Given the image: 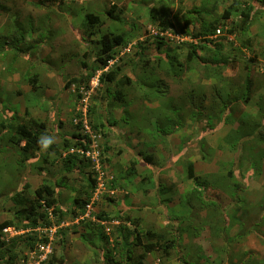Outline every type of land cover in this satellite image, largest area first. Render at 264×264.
Instances as JSON below:
<instances>
[{"label":"rangeland","instance_id":"374dc122","mask_svg":"<svg viewBox=\"0 0 264 264\" xmlns=\"http://www.w3.org/2000/svg\"><path fill=\"white\" fill-rule=\"evenodd\" d=\"M218 1V8L208 16H202L203 20L217 18L232 0ZM0 6V121H8L11 120L10 117H14L11 122L15 126L34 119L43 122L46 127L42 137L54 139V143L47 150L38 152L28 163L23 161L19 169L16 164L19 157L13 148L5 147V139H1L4 137V130L1 129L0 222L11 219L12 211L8 210L12 204L9 198L13 192L20 191L24 183L29 184L30 195L44 182H54L64 174L67 175L66 187L60 188L58 195L61 204L68 207L71 197L75 194L70 188H78L82 182L74 170L67 173L63 168L60 160L66 154V150H63V140H72L71 134L76 127L74 120L79 121L78 124L86 121L90 128L91 123L99 120L104 125L101 131L104 137L91 128L95 136H99L95 139L97 146L94 150L99 153L101 170L107 174L103 191L98 193L95 199L92 194L87 204L90 208L86 205L84 213L80 214L78 219L66 218L59 228L55 226L54 232L48 228H36L35 233L40 242L38 241L36 250L24 252L27 257L25 264H35L39 247L48 243L49 239L50 252L41 264H47L52 255L54 264H108L106 261L109 254L105 256L106 251H113L115 241H120L117 227L121 223L117 217V208H124L125 213L133 220H139L136 224L139 233L151 230L170 235V230L176 232L177 245L170 250L169 261L164 259L161 251L151 252L147 254L145 264H163L164 261L167 264H184L193 257H198L199 264H211L220 258L223 264H264V127L260 128L257 136L227 145L223 138L235 130L237 123L224 124L205 136V142L211 152L207 148L204 153H191L188 150L179 156L174 164L170 158L177 156L180 138L191 137L189 144L192 141L191 144L195 145L199 139L194 138L203 122L201 118L186 119L184 127L179 132H173L169 140L165 139L171 134L168 126L159 128L157 125V116L166 108L165 105L171 102L180 104L192 89L203 95V104H200V101L191 102L193 105L188 109L192 111L199 105H202V109H208L207 105L213 100L223 99L227 103L232 101L230 106L235 118L244 111L252 115L257 114L258 99L264 96V61L256 63L257 59L241 46V36L226 32L235 19L234 15L225 21L224 26H220L221 35L213 38L214 42H219L221 47H224L221 53L229 54L232 58V62L220 72L221 79L218 81L215 77H206L205 70L200 66L183 69L179 77L167 75L164 63L166 54L175 52L183 62L184 49L178 47L181 41L168 38L169 43L157 52L153 46L154 31L147 30V11L150 7L159 13L164 11L173 18L179 17L181 11L201 8V0H0ZM112 6L113 14H118L119 21L105 14ZM86 13L97 16L100 23L91 27V30L88 29V32L84 20ZM178 21L179 18H173V31L177 30ZM109 31L125 36L124 44L117 48L112 63L108 64L109 70L118 68V71L121 70V73L132 81L130 85H114L110 88L112 93L123 91L122 105L113 99L112 94L109 97L105 95L104 87L99 86L98 82L94 83L97 75L106 71L105 69L96 71L97 75L91 78L88 89L84 85L64 86L67 78H85L93 69L99 67L95 62L99 47L97 41L101 34ZM250 34L253 43L259 42L262 45L263 16L259 20L255 18ZM185 40L187 43H194L189 38ZM262 46L264 47V43ZM237 48H241V56L236 51ZM202 54L206 56L208 52ZM233 55L239 59L237 62L233 61ZM141 56L150 59L149 66L145 69L138 60ZM158 57L163 60H158ZM151 69L154 70L151 71L152 74L149 72ZM33 77L35 81L30 83L29 79ZM248 80V98L242 100L241 95ZM82 111H85L84 117ZM262 112L264 113V109ZM128 131L129 137L126 136ZM139 131V136L135 137L136 146L131 150L126 147L123 149V143L131 142L134 133ZM104 146L110 148L105 155L106 158H111L108 163L104 162L101 156ZM71 150L73 149L69 150L70 153ZM139 150L144 151L142 156L154 154V159L157 160V165L140 166L149 169L155 176L157 173L161 186L171 188L169 195L172 200L166 205H157V198L164 196L156 195L155 189L149 187L146 194L142 192L143 187L139 181L142 175H148L145 174L146 171L143 173L136 170L135 178L131 177L132 183L118 177L119 171L125 173L130 165L131 160L126 154ZM137 153L131 154L133 160ZM203 154L205 160L201 159ZM37 160L38 162H35ZM189 160H193L191 162L194 164V175L199 176L218 177L221 172L226 174L230 168L234 172L233 175L236 174L241 180L238 181L239 189H242L244 179L251 176L248 174L243 178V173L252 172L257 185L256 199L260 198L256 208L249 210L244 205L241 210L234 205L239 202L237 199L233 200L232 195L225 191V196L219 192V188L211 187L203 194L202 201L208 204L206 207L198 210L183 204L181 197L178 198L176 194L187 192L192 187L191 181L185 176L186 163ZM90 166V169L94 170L93 164ZM171 180H176L178 187ZM238 195L234 193L235 197ZM244 195L243 193L238 199L248 201ZM108 198L117 205L110 203ZM230 203L233 206L227 208ZM224 204L227 205L222 207ZM212 206H217L216 214L219 212L220 219L221 216L226 219L221 225L225 226L227 223L228 227L220 226L219 229L217 226L209 227L203 224L206 214L213 209ZM233 209L240 213L239 220H236L238 212ZM87 210L89 212L85 216ZM101 212L107 218L96 217ZM81 216L83 218L80 219ZM86 223L90 226H86ZM129 228L133 229L134 223L129 224ZM97 230L102 234L101 242L96 236ZM14 231H3L4 238L10 239L14 235L22 234L21 231H17V234L13 233ZM27 234L28 232H23L22 235ZM44 237L46 240L41 242ZM142 242H145V239H142ZM226 242L234 245L227 246ZM141 251V247H137L133 253L138 255ZM189 253L192 256L187 258ZM111 255L115 261L124 264L120 251L112 252ZM183 256L186 259H183Z\"/></svg>","mask_w":264,"mask_h":264},{"label":"trees","instance_id":"16d2710c","mask_svg":"<svg viewBox=\"0 0 264 264\" xmlns=\"http://www.w3.org/2000/svg\"><path fill=\"white\" fill-rule=\"evenodd\" d=\"M218 2V0H201V8L194 7L191 11H181L179 17H173L175 20H178L179 18L176 31H173L175 29L173 18L165 14L164 11H162V13L155 11L153 7L148 9L147 20L149 22V28L154 31L152 38L155 43L153 46L157 52L169 43V39L160 34L164 31L174 32L173 34L176 32L180 38H189L194 42L187 43L186 40L179 42L178 47L184 49L183 62L179 59V54L175 52L172 54H166V60L164 63L166 68L165 73L167 75L179 77L183 72V69L186 70L194 66H200V68L205 70L206 77H215L216 80L220 81V72L224 71L229 62H232V58L229 54L223 55L221 51L224 47H221L219 42H214L209 36L214 34L215 29L224 26L225 21L231 19L233 15L235 16V19L232 21L231 26L226 32L230 35L241 36V46L252 54L253 58L257 59L255 61L256 63H258V61H264V47L262 46L264 39L262 45H260L259 42L253 43V38L250 36V28L255 18L259 20L262 16L264 17V0H232L223 8L222 14L217 18L203 20L202 16H208L210 12L218 8ZM150 6L152 5L150 4ZM113 8L114 7L112 6L111 9L105 11V14L119 21L118 14H113ZM84 20L86 22L87 32L88 29L94 25L100 24L99 18L92 13H86L84 15ZM124 40V35L114 34L111 31L101 34L100 39L97 41L99 47L95 57V62L98 63L99 67L93 69L85 78L82 76L67 78L64 86L69 87L72 84H76L77 86L84 85L85 88L88 89V84L91 78L93 79L97 75L95 74L96 71L104 70L108 66V62L114 59L117 48L124 44ZM236 51L240 56L242 55L241 48H237ZM202 52H208L210 55L207 54L208 56H205ZM140 55H142V53H140ZM233 56V58H235L233 61L237 62L239 59L235 55ZM138 60H140L143 69L149 66L148 61L150 59L148 57L141 56ZM158 60L163 59L158 57ZM118 70V68H111L110 70L108 68L106 71H101L98 75L97 82L99 86L104 87L105 95L109 97L110 94H112L113 99L115 98L114 100L119 101V104L122 105L123 91L119 90L112 93L110 88L114 85H130L132 81L126 75H123L121 70ZM151 71L154 70L151 69L149 72L151 73ZM34 81V77L29 79L30 83H34ZM249 83L250 80L245 84L244 93L241 95L242 100H247L248 98ZM200 94L202 93L192 89L191 92L186 95V98L179 102L180 104L176 105L172 102L166 104V108L162 109L157 116L158 127L164 128L168 126V129L171 132L170 136L165 138L166 140L170 139L173 132H179V130L186 124L185 121L189 118V120L201 118L203 122L201 129L198 135L194 138H198V142H196L195 145H192V141H190V144L188 141L191 137H181L180 148L177 153L178 157L182 156L188 150L191 153H196L198 151L204 153V149L207 148L208 151L211 152L205 142V136L208 133L215 132L224 124L237 123L235 130L230 131V133H227L223 138L227 145L234 143L237 144L240 140L257 136L259 135L258 132L260 128L264 127V113L262 112L264 109V96H261L258 99L259 104L257 105V114L252 115L244 111L238 118H235L233 109L230 106L232 101L227 103L223 99H219L218 101L213 100L207 105L208 109H202V105H199L195 111L188 109L189 106L193 105L191 102L200 101V104H203V95ZM235 100L236 99H233V101ZM236 101H238V99ZM10 118L12 120L14 117ZM11 120L0 121V132L1 129L4 130V137L1 139H5V142H3L5 147L13 148L16 152L19 157L16 164L19 169H21L23 161L28 163L42 150L38 141L45 133L46 127L43 122L34 119H29L28 122L18 123L15 126H13ZM108 123L110 122L108 121ZM91 128L93 131L100 133L104 137V134L101 132L104 125L100 120L91 123ZM71 139L72 140H63V150H66V154L64 155V158L60 159L64 170L67 173L74 170V172L79 175V179L82 182L78 188H70L75 193L71 197V203L68 207H64L61 204L58 195V190L66 187V174L61 175L62 177L56 179L54 182H44L42 185L35 188L30 195L28 194L30 189L28 183H24L20 191L13 192L9 198L12 207L8 210L12 211V217L11 219L0 222V264H25L27 257L24 255V252L34 251L38 247L37 244L39 240L35 233L36 228L40 227L49 229L54 226L58 227L62 222L66 221V218L69 217L70 219H74L84 213L85 206L89 203L91 196L97 187V173L93 169H90V164H92L91 160L88 158L84 159V157L79 156L78 153L69 152L70 149L87 151L90 147V136L84 133L80 123L76 125L75 131L72 132ZM109 150V147L104 146L103 151H101V156H103L104 162L106 163L111 159L109 157L106 158L105 156L106 152ZM143 154L144 151L139 150L136 157H134L135 159L130 161V165L127 167L125 173L123 172L122 174L120 170L118 177L126 180L127 183H132L131 177L133 178L137 175L135 166H138V162H142L146 166L157 165V160L154 159V154L142 156ZM205 158L206 157L203 154L201 159L205 160ZM38 160L35 162H38ZM38 168L41 169L40 166ZM145 171V174L148 175H142L139 181L141 187H143L142 192L146 194L149 187L153 190L155 189L154 193H156V195H161V197L164 196V199L157 198V205H166V203L172 200V196L169 195L171 188L169 187L170 189H167L168 187L161 186L158 182L159 178L157 173L156 177L153 176L154 173L149 169ZM232 171L233 170L228 168L226 174L221 172L218 177L215 175H194V164L189 160L186 163L185 176L186 179L191 181L192 187L189 191L180 195L177 193L176 195L178 198L181 197L180 199L183 204H186L191 209L197 208L198 210L208 205L202 200L204 199V191L209 187L219 188L220 193H223L226 196L227 192L232 195L233 200H236L239 196L241 197V195L234 196V193L237 194L240 183L234 178L235 175H233L234 172ZM104 174L107 176L105 172ZM106 180L107 178L105 177V181ZM113 182L114 181H112V184ZM109 185V187L112 186L110 183ZM108 199L110 203L114 202L112 199ZM114 204L117 205L115 202ZM226 205L227 204L221 206L223 207ZM232 206L233 205L230 203L227 208H231ZM216 207L217 206H212L213 209L210 210V213L206 214L203 224L205 223L209 227L217 226L219 229L220 226L225 228V226L221 224L224 223V220L226 219L223 216H221V219L219 218V212L216 214ZM62 208L65 209L63 210ZM117 212V217L120 219L121 223V225L117 227L119 233L118 238H120V241H115V249L113 251H106L105 256L109 254L106 261L108 264H121L120 262L118 263L115 261L111 255L112 252L118 251H120V253H122L121 256L124 257V260H122L124 264H145L147 254L151 252L158 253L160 251L164 259L169 261L170 250L172 251L177 245L176 241L178 240V236H176V232L173 233V231L170 230V232H172L170 235H167L169 233H156L151 230L139 233L136 228V224H138L139 220H133L129 214L125 213L124 208H117ZM96 217L99 219L107 218L103 212L97 214ZM132 223H134V228L130 229L129 224ZM85 225L90 226L89 223H86ZM4 229L21 231L22 234L23 232L24 234L28 232V234L25 236L17 234L10 239H5L3 233ZM93 234H96V232H93ZM96 236L101 242L102 234H99L98 230ZM142 239H145V242H142ZM45 240L46 238L44 237L41 239V242H44ZM231 244L232 246L234 245L233 243L229 244V242H226L225 245L231 246ZM137 247H141L142 251L140 254L135 255L133 252ZM190 256H192V254L189 253L186 257L189 258ZM186 257L183 256L182 258L186 259ZM51 259H53V255L52 258L47 261V264H54ZM198 260V257H193L192 260H187L184 264H199ZM59 263H61V261H59ZM163 264L167 263L164 261ZM211 264H223L222 258H220V260L215 259L214 263Z\"/></svg>","mask_w":264,"mask_h":264},{"label":"built area","instance_id":"2783aa9c","mask_svg":"<svg viewBox=\"0 0 264 264\" xmlns=\"http://www.w3.org/2000/svg\"><path fill=\"white\" fill-rule=\"evenodd\" d=\"M147 30L150 31V28L148 27ZM160 34L163 35L164 37H166L167 39L170 38L171 40L172 39L173 40H179V41L185 40V38H182V37L180 38L178 35L172 34L169 31H164V32H162ZM220 35H221V29L217 28L215 30L214 34L211 35L210 37L211 38H215V37H218ZM94 81H95L94 83L96 84L97 81H98V78L96 77ZM82 112H83L82 116L84 117L85 111H82ZM78 122L79 121L74 120L75 125H77ZM81 125H82V130L84 131V133H86V134H88L90 136V140H91L90 147H89V149L87 151H82V150H79V149H75L74 151L76 153L80 154L81 156L91 160V163L93 164L94 171L97 173V187H96V189H95V191L93 193V196H94L93 199H95L97 194L101 193V191H103L104 181H105L104 172L101 170V167L99 165V160H98L99 153L96 150H94V148H96V146H97V141H95V139H97L99 136H95V134L93 133V131H91V128L89 127V125L87 124L86 121H82ZM74 151L71 150V152H74ZM109 179H111V178H109ZM87 208L88 209L90 208L89 205H87ZM88 212L89 211L87 210V213L85 214V216H87ZM81 218H83V217L81 216L80 219ZM5 230H7V229H4L3 231H5ZM48 230L54 232L55 231V226L49 228ZM13 233L17 234L18 232L14 231ZM50 240L51 239L48 240V243L42 244L39 247V251H38L39 255L37 256V260H36L35 264H41L47 259V254H49V252H50V250H49V243H50L49 241Z\"/></svg>","mask_w":264,"mask_h":264},{"label":"crops","instance_id":"0c3cea01","mask_svg":"<svg viewBox=\"0 0 264 264\" xmlns=\"http://www.w3.org/2000/svg\"><path fill=\"white\" fill-rule=\"evenodd\" d=\"M135 134V136H133L132 138H131V142H126V143H123V149L126 147L128 150H131L133 147H135L136 146V143H135V141L137 140V138H135V137H138L139 136V134H140V131H139V133L138 132H135L134 133ZM126 136L127 137H129L130 136V134H129V131H128V134H126ZM138 151H135V152H131V153H129L128 152V154H126L127 155V158L128 159H130V160H133L132 158H131V154L133 153V154H135V153H137ZM172 158H170V160L171 159H173V162L172 163H176V161L179 159V157L178 156H171ZM129 160V161H130ZM190 161H193V160H190ZM143 163H141V162H138V166L136 167V170L138 171V172H143V173H145V170L146 169H144V167H142V166H140V165H142ZM143 165H145V164H143ZM142 167V169H140ZM251 170V169H250ZM244 174V176H243V178H245V177H247L248 176V174H250L251 176L249 177V178H246V179H244V183H243V187H242V189H238L237 190V194H239V195H243V193L245 194L244 196H246V198H247V200L248 201H246L245 199H243V200H240V199H237V201L239 202V204H235V206L237 207V208H239V209H241V207L242 206H247L246 208H248L249 210H252V209H254V208H256V205H257V202H258V200L260 199H256V197H257V191H256V189H255V187L257 186L256 185V182H255V179L252 177V172L250 173V171L249 172H247V173H243ZM236 175V174H235ZM153 176H155V175H153ZM237 176V175H236ZM235 176V177H236ZM240 178H241V176H240ZM236 179L238 180V181H241L238 177H236ZM172 181V180H171ZM172 183H176V180L175 181H172ZM177 187H178V185L177 184H175ZM184 193V192H183ZM181 194V193H180ZM253 197V198H252ZM240 198V197H239ZM127 203V202H126ZM234 211H236V212H238L236 209H233ZM242 210V209H241ZM239 216H240V213L238 212V214H237V216H236V220H239ZM228 220H230V217H228ZM238 222V221H237ZM240 222V221H239ZM229 226V224H225V227H228Z\"/></svg>","mask_w":264,"mask_h":264},{"label":"clouds","instance_id":"9594fccd","mask_svg":"<svg viewBox=\"0 0 264 264\" xmlns=\"http://www.w3.org/2000/svg\"><path fill=\"white\" fill-rule=\"evenodd\" d=\"M216 30V29H215ZM211 36V35H210ZM209 36V38H211ZM219 37V36H218ZM216 38V37H215ZM186 39V38H185ZM211 39H213V38H211ZM112 63V60L111 61H109L108 62V64L110 65ZM107 68H108V66L105 68V70H107ZM98 76V75H97ZM98 78V77H97ZM52 143H54V139L52 138V137H41L40 139H39V141H38V144H39V146L41 147V149L42 150H47L49 147H50V145L52 144ZM80 218V217H79ZM76 219H78V217L76 218ZM60 227V226H59ZM58 227V228H59Z\"/></svg>","mask_w":264,"mask_h":264}]
</instances>
